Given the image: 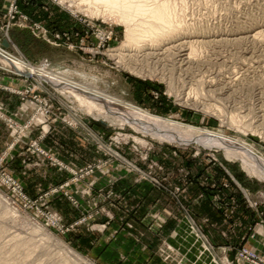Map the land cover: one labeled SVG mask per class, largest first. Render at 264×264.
I'll return each mask as SVG.
<instances>
[{
    "label": "rangeland",
    "instance_id": "374dc122",
    "mask_svg": "<svg viewBox=\"0 0 264 264\" xmlns=\"http://www.w3.org/2000/svg\"><path fill=\"white\" fill-rule=\"evenodd\" d=\"M27 1L0 11L9 55L264 158V0H169L172 27L154 23L125 46L123 23L78 11V0ZM3 66L0 95L15 111L0 102V264H264V177L241 158L207 137L108 123L81 94ZM63 131L74 152L45 143ZM123 176L156 190L157 205L126 207ZM201 213L220 221L223 242Z\"/></svg>",
    "mask_w": 264,
    "mask_h": 264
},
{
    "label": "bare ground",
    "instance_id": "6f19581e",
    "mask_svg": "<svg viewBox=\"0 0 264 264\" xmlns=\"http://www.w3.org/2000/svg\"><path fill=\"white\" fill-rule=\"evenodd\" d=\"M73 3L78 11L82 9L91 16L123 23L125 26L123 46L130 43H139V40L150 32L156 33L157 28L154 23L158 24V28L172 27L175 18L169 0H78V3L76 1H73ZM81 5L84 7L82 8ZM192 50L191 52H194ZM0 62L15 73L49 79L54 85L59 86L64 91L63 93L81 94L86 100L92 102L93 105H91L90 110L96 114V117L108 123L113 124L116 121L125 123L160 140L188 142L207 137L215 145L223 147L228 157L241 158L244 162V169L250 175L264 177V158L257 159V161L256 158L253 159L247 145L243 142H233L225 136L207 130L185 126L179 122L154 116L131 103L105 95L84 85L73 83L44 70V68H34L9 55L2 48H0Z\"/></svg>",
    "mask_w": 264,
    "mask_h": 264
},
{
    "label": "crops",
    "instance_id": "0c3cea01",
    "mask_svg": "<svg viewBox=\"0 0 264 264\" xmlns=\"http://www.w3.org/2000/svg\"><path fill=\"white\" fill-rule=\"evenodd\" d=\"M31 0H28L27 3H33L30 2ZM9 0H0V11H4L3 8H7ZM29 6V5H28ZM33 6H31L32 8ZM30 8V7H29ZM30 8V10H32ZM35 8V6L33 7ZM28 10V12L30 11ZM27 11H25V14L27 16H30L28 13H26ZM41 25V24H40ZM13 98V96L11 95H6V94H1L0 95V102H3L5 107L7 108L8 112L11 113L13 111H15L14 108H12V102L13 100H11ZM5 127H4V122L2 120H0V152L3 151L6 147V144L8 142L6 133H5ZM64 132V133H63ZM63 132H51L45 140V143L47 145H49L50 149H54V150H58V149H63V147L69 149L71 152L73 151V148L75 146H77V144H75L74 142V138L75 136H73L72 134H70L67 131H63ZM48 147V146H46ZM76 153V152H75ZM117 187V191H119L123 197H124V204L127 207L131 206V209L133 207H137L136 208V212L137 213H145V211L153 206L155 207V205H157V196L158 193H156V190H153L152 187H150L148 184H133L132 179L123 176L122 178L119 179L118 183L116 184ZM124 206V207H125ZM207 213H211V210H208ZM206 213V214H207ZM202 215H199L197 220L199 223L203 224L204 220H206V223H204V230L205 233L209 236V238L211 239V241L217 243L218 240L220 242H223L221 239L222 238V234H219V232H221L222 230H224V227H220L221 225L215 222L214 218L212 220V218H210L209 215H203L204 213H201ZM218 221V219H217ZM217 227L220 228L221 231L217 230ZM212 231L213 234L210 233V231ZM222 233V232H221ZM105 245H107L105 243Z\"/></svg>",
    "mask_w": 264,
    "mask_h": 264
},
{
    "label": "water",
    "instance_id": "95a60500",
    "mask_svg": "<svg viewBox=\"0 0 264 264\" xmlns=\"http://www.w3.org/2000/svg\"><path fill=\"white\" fill-rule=\"evenodd\" d=\"M6 47H8V44L4 41V42L2 43V48H6Z\"/></svg>",
    "mask_w": 264,
    "mask_h": 264
}]
</instances>
